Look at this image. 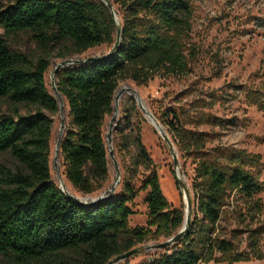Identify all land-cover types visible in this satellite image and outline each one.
I'll return each mask as SVG.
<instances>
[{
  "label": "trees",
  "instance_id": "trees-1",
  "mask_svg": "<svg viewBox=\"0 0 264 264\" xmlns=\"http://www.w3.org/2000/svg\"><path fill=\"white\" fill-rule=\"evenodd\" d=\"M6 1L0 9V29L5 35L32 32L43 55L32 60L13 53L0 35V156L10 160V166L0 162V256L17 264H108L138 245L174 237L183 225L184 209L169 205L154 169L139 189L123 179L115 196L94 204L75 201L53 183L49 154L58 105L47 92L44 76L51 42L67 43L73 54H82L103 44L112 47L121 29L109 55L63 67L55 75L56 90L68 109L59 146L64 176L77 193L93 194L108 175L102 126L119 82L142 86L155 76L188 72L191 1L107 0L117 7L119 22L100 0ZM246 96L263 110V91ZM156 119L167 128L181 157L195 166L187 232L143 264L263 260L264 204L255 200L263 191L259 156L220 146L208 149L210 134L186 129V123L221 127L222 120L210 115L191 118L183 110L166 109ZM133 143L139 164L152 166L139 130ZM141 190L146 191V228L131 229L129 204ZM229 206L245 228L244 252L234 242L239 231L226 239L219 230Z\"/></svg>",
  "mask_w": 264,
  "mask_h": 264
},
{
  "label": "rangeland",
  "instance_id": "rangeland-1",
  "mask_svg": "<svg viewBox=\"0 0 264 264\" xmlns=\"http://www.w3.org/2000/svg\"><path fill=\"white\" fill-rule=\"evenodd\" d=\"M101 1V0H100ZM192 17L191 30L186 39L188 72L182 76H155L146 85H136L126 80L119 82L115 91L112 111L104 119L102 134L107 153L108 175L102 188L90 195L77 193L64 176V167L56 145L67 123V105L56 90V68L63 62L72 61L66 67L77 66L76 62L100 57L108 53L107 44L89 49L82 54H73L70 45L64 42H51L47 58L50 66L45 73L47 92L58 105V112L52 116L53 126L50 139L49 170L53 183L66 195L81 200L86 196H99L113 191L107 198L115 196L121 189L123 179L129 180L135 189L141 187L143 179L154 169L162 194L172 208L185 211L186 195L191 205V181L194 177V163L182 158L173 138L166 127L156 118L166 109L183 110L195 115H210L222 120L221 127L200 125L194 128L186 123L189 130H197L211 135L207 148L216 146L243 150L257 155L263 164L259 182L263 191L255 200L264 204V108L259 110L252 105L246 93L264 92V0H190ZM111 3V2H110ZM8 5L0 0V9ZM114 20L119 22L117 7ZM0 35L13 53L37 60L43 52L32 32L19 31ZM5 109V107H4ZM145 110V111H144ZM158 122L161 132L147 119V114ZM115 118L112 126L110 121ZM139 130L141 142L151 159L152 166L141 165L137 161L134 147L135 131ZM176 159V165L174 160ZM0 162L10 166L8 157L0 156ZM178 183V184H176ZM66 187V188H65ZM146 191L141 190L129 207L132 215L128 225L133 228H146L147 208L144 201ZM226 215L219 230L229 239L232 231H239L234 242L239 252L247 250L244 226H239L232 215V206L226 208ZM264 223V209L260 215ZM254 227V226H253ZM167 240L149 241L136 248L140 252L127 259L112 264H143L164 249H149ZM263 260H251L233 264H264V235L260 241ZM0 264H17L0 256ZM209 264H228L209 263Z\"/></svg>",
  "mask_w": 264,
  "mask_h": 264
},
{
  "label": "water",
  "instance_id": "water-1",
  "mask_svg": "<svg viewBox=\"0 0 264 264\" xmlns=\"http://www.w3.org/2000/svg\"><path fill=\"white\" fill-rule=\"evenodd\" d=\"M101 1L105 4V6L107 7V9L110 11L111 15L112 16H115V12H114V9L112 7V4L109 1H107V0H101ZM120 30L121 29H117L115 43L111 47V49H110V51L108 53H106V54H104V55H102L100 57L90 58V59H87V60H84V61L76 62V64H78V65H84L86 63L94 62L96 60H99V59H101V58L106 57L107 55H109L117 47V45H118L119 38H120V33H121ZM71 63H72V61H66V62L61 63L56 68V72L59 69H61L63 67H66L67 65H69ZM58 96L61 99V95L59 93H58ZM147 115L149 116V114H147ZM114 121H115V118H112L111 121H110V127L112 126V124H113ZM155 124H156V127H160V125L158 124L157 121H155ZM62 135L59 136V139L57 141L56 152H59V146H60V142H61V139H62ZM173 160H174V164L176 165V159L174 158ZM113 188L114 187H112L110 189V191L105 192L104 195L98 196L95 200H93L90 203H83V202H81V201H79L77 199H74V200L77 201V202H79V203H82V204H94L96 202H99V201H102V200L106 199L108 197V195H110L112 193ZM190 206L191 205H190L189 196L186 195V205H185V211H184V221H183V225H182L181 229L178 231V233L174 237L168 239L166 242L161 243V244H159L157 246L147 247L146 250H149V249H165L168 246H170L171 244L175 243L177 240H179L187 232V227H188V224H189V209H190ZM138 252H139V249L135 248V249H133V250H131V251L123 254V255H120V256L116 257V259L114 260V262H118L120 260L127 259L130 256H133V255L137 254ZM112 263L113 262L110 261L108 264H112Z\"/></svg>",
  "mask_w": 264,
  "mask_h": 264
},
{
  "label": "bare ground",
  "instance_id": "bare-ground-1",
  "mask_svg": "<svg viewBox=\"0 0 264 264\" xmlns=\"http://www.w3.org/2000/svg\"><path fill=\"white\" fill-rule=\"evenodd\" d=\"M147 119H148V121H149L153 126L156 127L155 121H154V119L152 118V116H147ZM156 128H157V130H158L159 132H161V128H160V127H156ZM65 188H66V187H65ZM102 195H104V193L100 194L99 196H102ZM97 197H98V196H94V197H92V196H86V197H84L83 199H81V200H79V201H81V202H83V203H90V202H92L93 200H95Z\"/></svg>",
  "mask_w": 264,
  "mask_h": 264
}]
</instances>
